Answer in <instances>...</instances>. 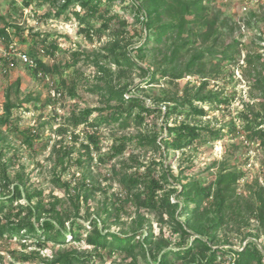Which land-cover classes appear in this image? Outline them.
<instances>
[{
	"label": "trees",
	"instance_id": "obj_1",
	"mask_svg": "<svg viewBox=\"0 0 264 264\" xmlns=\"http://www.w3.org/2000/svg\"><path fill=\"white\" fill-rule=\"evenodd\" d=\"M115 1L45 0L51 5L45 16L74 17L86 40L102 42V48L91 54L96 81L90 90L104 98L111 112L105 113L106 107L74 108L66 122L57 126L51 181L64 194L59 196L54 190L34 187L24 173L17 172L12 178L9 169L20 163L21 147L5 139L2 127L19 134L21 146L29 149H34L41 132L33 126L20 128L23 116L15 115L14 110L29 108L14 104L8 97L4 114H0V240H24L22 250H9L10 257L20 264H106L105 260L114 256H120L122 264H264V244L258 241L259 231L264 230V187L244 197L238 190L247 176L243 167L223 163L208 178L202 174L217 161L195 172L192 159L202 146L242 132L264 152V76L257 79L262 93L259 110L248 106L251 110L242 112L240 124L231 118L218 126L207 120L210 110L229 111L232 96L224 86L208 90V64L213 65L215 80H225L233 76V70L222 74L221 65L237 62L240 51L238 40L221 49L209 43L217 31V20L208 16L216 0H131L136 22L141 25L132 29L113 11ZM33 3L35 0H24L22 8L32 10ZM11 28L16 29L22 43L30 42L24 28L6 22L0 27V39L7 50L14 42ZM108 30L113 31L111 37H105ZM30 39L26 52L35 64L25 65L36 78L48 79L49 92L55 88L63 95L67 89L76 96L79 81L69 84L64 72L84 58L89 61V52L79 47L71 60L63 62L59 59L62 48L50 34L37 31ZM148 57L153 59L148 61ZM262 58L259 54L258 59ZM0 59L7 68L9 59ZM133 69L147 85L158 84L161 78L177 87L186 77L200 82L191 86L194 91L189 93L192 82L188 80L184 96L177 89L165 90L164 96L148 102L147 94L128 95L140 90L130 75L123 78ZM84 80L89 82L90 78ZM61 96L53 97L50 92L42 105L54 107ZM32 100L40 101L30 95L24 102ZM95 112L97 118H93ZM56 119L51 115L49 123ZM111 121H121L123 127L135 123L146 130L115 136L107 153L100 155L101 126ZM52 139L49 136L44 147ZM133 143L158 153L148 162L133 153L125 155ZM171 152L190 161L178 174L168 162ZM120 156L124 160L113 164ZM102 167L108 171L95 178L94 168ZM103 181L111 184L103 187ZM109 189L114 190L109 193ZM101 193L105 194L103 204L91 211L92 202ZM151 214L160 224L158 232ZM112 225L121 226L120 230H112ZM222 230L228 232L225 239L219 235ZM50 242L60 247L52 257L44 256Z\"/></svg>",
	"mask_w": 264,
	"mask_h": 264
},
{
	"label": "rangeland",
	"instance_id": "obj_2",
	"mask_svg": "<svg viewBox=\"0 0 264 264\" xmlns=\"http://www.w3.org/2000/svg\"><path fill=\"white\" fill-rule=\"evenodd\" d=\"M23 1L0 0V27L4 26L6 22H14L24 28L23 34L30 40L29 43H22L19 34L16 33V29L11 28L10 31L18 50L28 51L31 47L32 41L30 38L32 34L40 31L50 34V39H55L60 44L62 52L59 54V59L63 62L71 60L72 53L78 50L79 47L88 51L90 54L89 61L84 58L76 66L64 72V78L69 80V84L73 80L79 81L77 95L71 96L67 89H63V95L57 101L56 106L49 107L48 109L42 105L50 94L47 83L48 79L36 78L31 69L19 61L12 68H6L3 65L0 66V114H4V105L9 97L14 104L29 108V111H23L22 107L14 110L15 115L20 113L23 116L19 123L20 128L23 129L33 126L40 129L41 132V138L36 142L34 149H29L21 146V137L19 134L6 130V127H2V130L5 131V139L21 147L22 157L20 163L9 169L13 176L12 178H15L17 172L24 173L34 187L42 188L46 192L54 190L55 194L64 196L62 192L55 189L51 181L55 161L53 154L55 130L59 124L66 122L69 113L74 108H83L86 106L106 107L105 113L111 112L104 98L99 93L90 90L96 81L93 78L95 66L91 60V54L94 50H100L103 44L97 39L94 42L86 40L79 32V21L74 17L66 19L65 17L56 18L45 16L44 14L51 9V5L46 3L45 0H35V3L32 4V8H34L32 10L30 8H22ZM37 3H41L42 5L38 7ZM130 4L131 0H116L113 11L125 18L128 21L129 28L132 29L133 27H140L141 25L137 24L135 13L132 11ZM15 8H18V10L15 11ZM77 8H79V5H77ZM211 8L208 16L217 20V31H215V35L212 36L209 43H214L216 48L221 49L230 45L234 40H238L240 54L237 62H234L232 65H221L220 69L223 67L222 74H227L230 69L233 70V76H228L225 80H215L213 77L215 72L211 71L213 65L208 64V69L210 70L207 75V79L210 80L208 90H218V88L224 86L227 88L226 91L228 94L232 96V101L229 111L212 108L207 120L213 121L218 126H223L231 118H235L237 119L236 122L240 124L242 112H248L251 110L250 107L256 110L260 108L259 104L262 93L257 87V79L264 76V0H216L211 4ZM99 25L97 23V27ZM105 34V37H111L113 31L108 30ZM214 38L217 40L214 41ZM135 40H138V38ZM136 45L139 46L140 41L136 42ZM5 52L6 46L3 42H0V58L4 56ZM259 54L263 56L262 59H258ZM44 59L51 63L49 58L44 57ZM152 59V57L147 58L148 61ZM113 69L118 70V67L114 66ZM85 77L90 78V81H85ZM123 78H133L136 84L140 85V90L137 92L133 91L128 94L129 96L132 94H147L149 98L148 102L155 99V97L164 96L165 90L174 92L177 89L179 90V94L184 96L186 95L185 89L189 85L187 84L188 80L192 82L188 87L189 93L194 91L191 90V86L195 84L198 86L200 82V79H189V77H186L180 80L179 87H177L170 83L167 78H161L158 84L147 85L144 81L145 78H142L140 72L134 69L130 70ZM30 95L34 98H39L40 101L36 102L32 100L27 103L24 102ZM51 115H56L57 119L55 122L49 123ZM97 117L98 112H95L93 118ZM120 122L111 121L101 126L103 140L101 142L102 151L100 155L107 153L115 136L120 137L123 135L137 134L140 130H146L144 126L136 125L135 123L123 127ZM262 126L264 128V124ZM51 135L53 139L47 147H44L45 142ZM130 153L138 156L141 161L148 162L158 152L151 148L142 149L139 145L133 143L128 146L125 155H129ZM123 157L120 156L113 159L112 163L119 164L124 160H122ZM192 159L195 165V172L217 161L215 167L202 174L208 178L218 172L219 167L223 163L227 166L239 165L243 167L247 170V176L242 180L238 190L243 193L242 196L244 197L251 196L256 189L264 187V152L257 149L254 143L250 139H247L244 132L236 137L226 134L223 139L202 146L197 152H194ZM245 160L247 161L245 162ZM168 162L176 174L181 169L190 165L187 157L173 152L169 153ZM107 168H94L93 174L95 178H101L108 171ZM186 173H189V171L186 170ZM109 184H111L109 181H103L102 186L107 187ZM113 188H118V184L115 181H113ZM114 189H109V193L113 192ZM104 199V193L98 194L92 202L91 211L99 208L103 204ZM83 213L84 210L82 211ZM151 219L154 221L156 231L158 232L160 230V224L157 222L156 215L151 214ZM120 227L112 225L111 229L119 231ZM259 232L261 235L258 237V241L264 244V230H260ZM227 234V230L219 231L222 239H225ZM254 238L252 237V239ZM239 240H237L236 246L240 245ZM23 242L24 240L20 237H15L12 240H0V264H20L15 263L13 258L10 257L9 250H22ZM28 242L30 241L28 240ZM59 247L58 244L50 242L44 250L43 255L52 257L54 250H57ZM105 261L106 264L123 263L120 256L108 257ZM35 264L42 263L37 261Z\"/></svg>",
	"mask_w": 264,
	"mask_h": 264
},
{
	"label": "built area",
	"instance_id": "obj_3",
	"mask_svg": "<svg viewBox=\"0 0 264 264\" xmlns=\"http://www.w3.org/2000/svg\"><path fill=\"white\" fill-rule=\"evenodd\" d=\"M0 42H3V39H0ZM15 45H16V43L12 42L9 46V49L8 50L6 49V52L4 54V56L9 59V65L7 68L14 67L16 65L17 61H19L23 64L34 65L35 61L33 60V58L26 51L18 50ZM1 65H3V63H2V60L0 59V66ZM5 71H6V69H5ZM50 92H51L53 97H57V96L62 95V93L55 88H52L50 90Z\"/></svg>",
	"mask_w": 264,
	"mask_h": 264
}]
</instances>
